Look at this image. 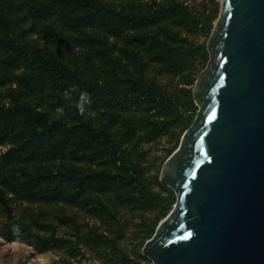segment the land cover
Listing matches in <instances>:
<instances>
[{
    "label": "rangeland",
    "instance_id": "rangeland-1",
    "mask_svg": "<svg viewBox=\"0 0 264 264\" xmlns=\"http://www.w3.org/2000/svg\"><path fill=\"white\" fill-rule=\"evenodd\" d=\"M92 1L126 18L160 14L122 33L71 30L0 0V107H31L73 132L54 157L48 141L23 145L25 122L0 139V264H153L142 250L177 204L160 175L200 110L192 93L221 0ZM146 34L169 50L150 49ZM63 69L79 78L74 93Z\"/></svg>",
    "mask_w": 264,
    "mask_h": 264
},
{
    "label": "water",
    "instance_id": "water-1",
    "mask_svg": "<svg viewBox=\"0 0 264 264\" xmlns=\"http://www.w3.org/2000/svg\"><path fill=\"white\" fill-rule=\"evenodd\" d=\"M200 110L162 168L177 204L142 254L153 264H264V0H221Z\"/></svg>",
    "mask_w": 264,
    "mask_h": 264
},
{
    "label": "trees",
    "instance_id": "trees-1",
    "mask_svg": "<svg viewBox=\"0 0 264 264\" xmlns=\"http://www.w3.org/2000/svg\"><path fill=\"white\" fill-rule=\"evenodd\" d=\"M27 10L35 19H48L56 18L62 22L64 26L71 30H77L79 28H89L97 24L101 28H107L110 31L114 30L115 33H122L124 27L128 28H146L160 13L153 12L142 13L138 17H128L122 15L121 12L114 10H106V6H101L92 0H25ZM163 13L162 11H160ZM156 18V19H157ZM160 19V18H159ZM158 19V20H159ZM138 26V27H136ZM151 35H144L139 37L143 42H148L150 49L156 47V45L164 46L168 51L169 48L165 45L163 40L155 39L150 40ZM91 47L93 43L86 41ZM172 51V50H171ZM3 65V64H2ZM44 67L45 64L40 63V66ZM42 67V68H43ZM61 78H65L68 82L71 81L68 89L72 88L73 93L75 92V85H77L79 78L75 74H70L64 69L61 70ZM78 86V85H77ZM71 87V88H70ZM91 85L82 86L84 91H90ZM136 87V88H135ZM138 93L139 97L144 99L148 98V93L144 92L139 86H133L131 91ZM100 93V92H99ZM161 103H163L161 101ZM25 122L24 133L25 138L22 139L23 145L30 146L34 152H37L44 146L46 141L49 142L47 145V154L49 157L57 156L64 147L67 145L68 140L73 133L72 131H63L57 124L47 125L44 116L40 113H36L31 107L21 106L15 104L11 107H0V139L5 138L9 131H13L19 127V123ZM80 128H84L85 133L89 132V127L81 125ZM78 127H72L74 133L79 130ZM61 134H64L62 139H58ZM57 188L52 189L54 196L58 192Z\"/></svg>",
    "mask_w": 264,
    "mask_h": 264
}]
</instances>
